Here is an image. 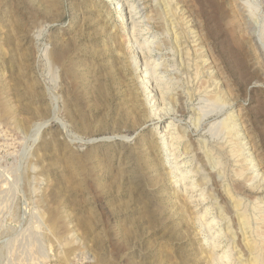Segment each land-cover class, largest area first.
<instances>
[{
    "label": "rangeland",
    "instance_id": "374dc122",
    "mask_svg": "<svg viewBox=\"0 0 264 264\" xmlns=\"http://www.w3.org/2000/svg\"><path fill=\"white\" fill-rule=\"evenodd\" d=\"M0 264H264L261 0H0Z\"/></svg>",
    "mask_w": 264,
    "mask_h": 264
},
{
    "label": "water",
    "instance_id": "95a60500",
    "mask_svg": "<svg viewBox=\"0 0 264 264\" xmlns=\"http://www.w3.org/2000/svg\"><path fill=\"white\" fill-rule=\"evenodd\" d=\"M52 123V120L51 121H48V122H46L43 126H42V128L41 129H44V128H46V127H48L50 124Z\"/></svg>",
    "mask_w": 264,
    "mask_h": 264
},
{
    "label": "bare ground",
    "instance_id": "6f19581e",
    "mask_svg": "<svg viewBox=\"0 0 264 264\" xmlns=\"http://www.w3.org/2000/svg\"><path fill=\"white\" fill-rule=\"evenodd\" d=\"M261 2L264 4V0H261ZM119 7H122L121 5H119ZM121 11V10H120ZM237 206V205H236ZM242 221V220H241ZM252 246V245H251ZM251 246H249V247H251ZM252 248V247H251ZM251 248H249V249H251ZM250 251H252V250H250Z\"/></svg>",
    "mask_w": 264,
    "mask_h": 264
}]
</instances>
